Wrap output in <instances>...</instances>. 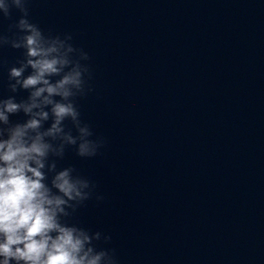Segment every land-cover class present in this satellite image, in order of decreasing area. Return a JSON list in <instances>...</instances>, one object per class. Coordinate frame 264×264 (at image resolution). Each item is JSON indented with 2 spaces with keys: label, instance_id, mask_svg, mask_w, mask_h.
Segmentation results:
<instances>
[{
  "label": "clouds",
  "instance_id": "clouds-1",
  "mask_svg": "<svg viewBox=\"0 0 264 264\" xmlns=\"http://www.w3.org/2000/svg\"><path fill=\"white\" fill-rule=\"evenodd\" d=\"M28 5L0 0L3 18L20 13L9 25L12 35H0V47L23 50L8 70V88L28 93L0 98V264H118L116 250L97 243L109 244L110 235L71 219L96 186L72 166L58 168L69 147L93 158L106 143L91 138L77 106L92 91L90 56L74 46L72 34H46L29 19ZM18 113L23 122L10 119Z\"/></svg>",
  "mask_w": 264,
  "mask_h": 264
}]
</instances>
